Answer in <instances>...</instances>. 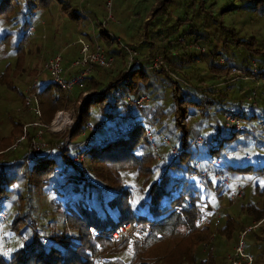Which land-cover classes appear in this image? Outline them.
Returning a JSON list of instances; mask_svg holds the SVG:
<instances>
[{
	"label": "trees",
	"instance_id": "16d2710c",
	"mask_svg": "<svg viewBox=\"0 0 264 264\" xmlns=\"http://www.w3.org/2000/svg\"><path fill=\"white\" fill-rule=\"evenodd\" d=\"M52 1L58 0L49 2ZM167 1L169 0H164L155 12ZM94 2L95 0H79V8L71 10L68 18H83L89 24L90 8ZM47 4L45 0L38 5L45 7ZM59 7L62 10L60 4ZM10 9L11 0H0V23L7 21L5 16ZM152 15L143 19L144 25L152 21ZM27 25L26 22L22 23L17 29L18 34H21L17 38L18 43L25 40L24 30ZM94 25H98V43L105 54L113 56L114 64L109 68L94 65L84 77L83 86L72 89L70 93L62 91L51 80L37 85L36 89L39 98L43 97L39 99L40 112L49 113V116L58 109L59 103L64 105L65 97L66 107L74 106L82 99L85 89L90 90L80 107H77L78 122L69 136V140L74 142L73 137L79 135L89 121L102 123L93 135L90 148L83 152V158L79 161L73 159L76 148L54 156L44 151L36 152L28 158L24 147L26 141L35 135L34 129L30 128L27 129V140L20 148L5 150L12 139L20 134L23 123L28 122L21 117L20 113L24 112H13V116H7L11 123L10 130L6 136H0V212L5 211L4 214H7L8 232L15 238L9 243L8 249H4V252L7 251L6 255L3 257L0 253V264H182L194 257L192 249L207 241L213 230V214L208 222L199 224L197 221L196 216L202 210L201 204L204 203L205 207L208 205L206 196L201 199V190L198 189L203 188L206 192L212 190L219 197V187H224L218 185L213 189L211 182L214 179L204 180L202 186H198L196 179L183 178L194 172L193 162L198 161L200 169L212 167L210 160L218 157V168L225 174L228 173L232 180L240 181L243 179H236L234 176L240 177L239 173L250 166L243 164L237 158V153L243 151L244 157L249 147L256 145L255 139H248L259 129L264 130V113L255 127H247L250 131L248 133L233 128L226 129L221 114L230 109V106L234 108L241 104L238 98L243 96L239 95L242 88L236 82L220 87L218 81L219 73H223L227 67L234 65L247 68L249 62L241 60L236 64L224 60L219 64L217 61L213 62L214 54L210 53L208 74L198 73L197 70L195 74H189L185 65L195 57L187 55L185 47H181L182 59L177 57L179 53L170 48L172 43L154 48L151 43L136 37L141 44H123L134 46L141 54L137 58L140 60V69L124 74L122 70L128 60L125 49L117 42L113 45V39L104 28L99 27L100 22L97 21ZM160 35L156 33V36ZM7 36L8 33H5L1 40ZM156 36L152 35L153 38ZM85 39H89V34ZM1 40L0 57L5 46ZM258 41L260 47L255 50L248 47L254 42H232H242L247 51H254L251 56L258 58L260 54L264 56V39ZM173 42L177 43L178 39ZM144 49L147 50L145 54L142 53ZM157 52L169 72L146 67L148 61L157 56ZM62 62L65 68L71 61L62 59ZM162 83L168 86L161 85ZM157 87H169L170 100L167 107H163L159 98L160 106L155 108L145 106V109L131 107L125 110L126 96L152 93L155 97ZM225 89L230 90L228 98L222 92ZM261 95L262 91L258 93L259 98ZM256 99L248 103L249 107L241 106L240 120L248 121L255 117ZM261 103L263 106L264 102ZM258 111H264V108ZM141 113L155 122L162 133L180 149L175 158L167 157L157 165L154 164L153 150L140 126L127 129L136 121L135 115ZM211 118L213 123L210 130L202 136L205 141L212 143V147L190 146L188 140L198 135V130L205 129L208 126L206 122ZM260 121L263 124L258 125ZM116 128L125 129V132L119 139L113 140L110 133ZM261 139L259 143H264V138ZM257 146L262 145L257 143ZM233 152H236V157ZM155 167L157 171H154ZM172 177H178V181L172 180ZM249 183L248 180L244 181L243 187ZM225 187L227 190L228 186ZM172 190L174 193H170ZM177 205L181 206L180 212L175 211ZM247 214L250 224L245 226L229 214L218 217V227L211 242L212 246L214 244L218 248L215 246L214 249L213 246L207 252L214 251L207 255L210 258L204 260L203 264H227L226 255L231 244L236 243L238 235L244 230L245 235L255 223L264 219V205L262 210L253 208ZM127 222L146 229L145 236L131 234L122 240L123 247L129 242V257L126 260L120 256L99 258L110 247L111 233ZM18 235L25 236L24 243L18 239ZM6 240L3 233L0 241L4 243ZM18 241L22 243L21 246ZM157 245L161 246V252Z\"/></svg>",
	"mask_w": 264,
	"mask_h": 264
},
{
	"label": "rangeland",
	"instance_id": "374dc122",
	"mask_svg": "<svg viewBox=\"0 0 264 264\" xmlns=\"http://www.w3.org/2000/svg\"><path fill=\"white\" fill-rule=\"evenodd\" d=\"M41 1L45 0H11V9L5 16L7 21L0 23V40L5 33H8V36L5 37L4 40H1L4 41L5 46L2 56L0 57V136H6L10 130L11 123L7 120V116H13V112H24L23 114L20 113L22 115L21 117L28 122L23 123L20 134L12 139L9 147L5 150L10 151L14 148H20L27 140L28 128L32 130L34 129L35 132L40 129L44 130L42 133V140L46 143V145H48V148L44 150V152L54 156L58 153V150L62 148V141L64 138L67 137V143L75 146L85 138V136L89 133L88 130L85 128L79 135L74 136L72 139L74 142H72L69 140V136L70 132L76 125L69 130L65 129L60 132L47 131L46 128L48 127L53 114L49 116V113L46 112H43V114L40 112V127L37 128L31 126L30 124L36 119L31 113L24 110L22 106V94L27 88L31 87V90H35L37 92V85L48 81L50 82L47 73L42 69V65L45 58L49 57L51 54L53 55L57 52L61 54L63 60H66L67 62L73 60L77 56L79 48L76 40L79 36L83 39L86 38L91 31L90 24L93 25L94 31H96L94 25L95 22L98 21L101 23L105 21L108 9L105 7L106 0H95L93 6L90 8V22L88 24L83 18L73 20L68 18L71 16V10H77V8H79V0H58L59 2H49L50 0H46L48 4L45 7L38 5ZM163 2L164 0H155V3L154 0H111L109 13L112 15L114 21L104 22L102 27L114 37H122V42L125 43L133 42L132 44H135L134 41H138L130 36L142 38L149 44L151 43L154 48H158L162 44L164 46L165 43H172L170 48L176 51L177 54L179 53L177 57L182 55L181 47H185L186 49H184L187 51V55H194L195 57L194 60L185 65L190 72L189 74H195V70H197L198 73H204L207 75L209 57L211 54H214L212 59L213 62L217 61L219 63V59L221 58L223 62L226 60L237 64L242 60L249 63L254 61L259 68L263 65L264 56H262V54H260L258 58L253 57L251 54L254 51H247L245 44L242 42H237L235 44L232 41L245 40L254 42L248 46L250 49L254 50L260 47V41L258 40L264 39V0H169L164 3V6L161 7V9L155 12V10L160 7V4H163ZM59 4L62 7V10L60 9ZM83 6L86 7V5ZM149 14H153V19L148 23V25H144L143 19ZM25 22L28 23L26 29L24 30L25 40L18 43L17 38H19L21 34H18L17 29ZM99 27L102 28L100 25ZM156 33L159 35L162 33V35L158 37L156 36ZM84 34H86V36ZM152 35L156 37L153 38ZM251 35H253L256 39L252 36V38L248 40V37ZM174 39H178L177 43L179 44L173 42ZM174 43L175 46H173ZM115 44L116 41L113 40V45ZM131 47L135 50L136 58H138L141 54H139L138 50L134 46ZM169 52L172 53L171 50H169ZM142 53H147V50L144 49ZM156 55L160 56L158 52ZM187 55H184V57H187ZM64 66H66L65 61ZM231 66L227 67L223 73H219V85L220 87H223L234 82L238 83L242 88L239 95H243L238 99L239 103H241L240 105L244 107H249L248 103H250L246 97L247 93H249L251 89H255L256 97L254 99H258L254 102L257 106L255 109V117H252L248 121L241 120L242 125L248 128L255 127L256 123L259 121L258 119L263 118L260 116L264 113V111H258V109L261 110V108H264V105L262 106L261 103V101L264 102V83L255 85L253 82L249 81L231 80L229 78V68ZM33 79H36L34 86L32 85ZM105 84H107V81ZM112 85L113 84L110 86ZM161 85L168 86L163 83ZM160 90H162V92ZM89 91L90 90L85 89V96H87ZM260 91H262V95L260 96L261 98L258 96ZM222 92H225L224 94L228 98L230 90L225 89L222 90ZM143 95H146L147 101L138 109H145L146 107L155 108L160 106V104H158L159 98H161L159 102L165 108L168 106L170 100L169 87H163L162 89L157 87V95L155 97L152 96V93H146ZM41 98L43 97L40 96L39 99ZM83 98L82 94V99L80 98L75 103L76 106L71 105L66 107L67 97H65L64 105L61 106L59 103L58 109L62 108L65 109V111L74 109L77 115V107L79 102L80 104L82 103ZM227 107H229V104ZM22 109L23 111H21ZM43 109L46 108L43 107ZM66 115L67 113L63 114L61 116V120ZM135 117L144 118L147 121L153 122L148 117H145L143 113L136 114ZM219 117L220 116L218 114V120ZM93 122L94 121H89V125H92ZM68 123L69 120L67 124ZM94 123L96 124V122ZM153 123L156 125L157 132H153L151 136L152 144L150 142L148 143L153 150L154 164L157 165L158 162L155 161V154L162 158H167L169 156L168 148L162 142L160 135L169 141L170 139L162 133L155 122ZM212 123L213 119L211 118L206 122L208 126H206L205 129L203 128L198 130L197 134L204 135L210 130V125H212ZM62 125L58 124L55 127H60ZM23 126H25L24 131L22 129ZM258 131L251 134V138L248 139V141L255 139L254 143H256L254 147H249L246 151V154H249L251 158L245 159L242 157L243 151L241 150L237 153V158L241 159L243 164H249L250 166L248 169L239 173L240 177H234L236 179L242 178V185L243 182L247 180L250 181V183L244 185L242 195L234 201L228 199V191L234 189L236 186L233 183L229 184L227 190L225 186L219 187V192L221 193L219 197H216L212 190L206 192L203 188L198 189V191L201 190L200 198L203 199V196H206V202L208 203L207 207H205L204 203L201 204L202 210L198 213L197 218L199 224H203L211 220L210 215H212V213L209 212V208H217L219 210V215H223V217L225 214L233 216L235 221L237 220L244 226L246 224H250L247 219V213L249 210H253V208L262 210L264 205V143H259V141H262L261 138H264V130L259 129ZM248 132L250 131H247L246 133ZM259 133H261V135ZM23 134L24 139L12 148L15 140ZM83 134H85V136H83ZM34 136L35 135H33L30 140L26 141L24 147V153L28 156V158L31 154L27 152V149ZM241 138L242 137L240 136V139ZM190 139L188 140V143ZM170 143L173 144L171 141ZM257 143L262 146H257ZM160 146H163V149H160ZM161 152L165 154L163 155ZM233 153L236 157V152ZM256 159H259L260 162L256 163ZM154 171H157L156 167L154 168ZM211 184L214 189L216 186L215 180L212 181ZM170 193H174V190L170 191ZM203 212L205 213V217ZM4 215L5 221L0 222V236L4 233V236L7 237V240L4 243L3 241H0V253L3 257L7 252H4V249L7 250L9 243L13 242L15 238V236L10 235L8 232L9 218L6 216L7 214ZM217 227L218 225H215L213 220L212 232H215ZM242 240L244 247L254 257L253 264H264V219L255 223V225L252 226L251 231H247L245 235L243 233ZM22 243L18 241L20 246ZM121 243L122 241L114 243L111 242L110 247L103 252L102 257L108 258L120 256L125 258L123 260H126L127 257H129V242H127L124 247ZM233 244L234 243L230 246V251ZM112 245L114 246L113 249H111ZM213 246L214 249L215 246L218 248L217 245L213 244ZM200 247H194L191 251L194 258L186 260L183 263L192 262L193 264H200L204 260L210 258L207 256L208 254L210 255V253L214 252L207 253V251L202 253L200 251ZM157 248L161 252V246L157 245Z\"/></svg>",
	"mask_w": 264,
	"mask_h": 264
},
{
	"label": "built area",
	"instance_id": "2783aa9c",
	"mask_svg": "<svg viewBox=\"0 0 264 264\" xmlns=\"http://www.w3.org/2000/svg\"><path fill=\"white\" fill-rule=\"evenodd\" d=\"M110 5H111V0H106L105 7L106 9H108V12L106 14L105 21L101 22V26L104 25V22L106 23L107 21H114L112 15L109 13ZM88 21L90 22L89 19ZM90 27H91V31L89 33L88 40H85L81 37H79L76 40V43L79 44L77 56L73 60H71V62L69 63L67 67L65 68L63 67V62H62L60 53H55L54 55L49 56L43 62L42 69L47 73L51 82L54 83L58 88H60L65 93H69L74 88H81L83 86L84 77L90 73L91 68L94 65H97L101 68H109L113 63V56L105 54L103 48L98 43L93 25L90 24ZM112 37L113 35L111 36V38ZM112 39L115 40L117 43H119L125 49V52L128 57L127 65L125 69L123 70V73L124 74L130 73L140 68L141 64H140V61L136 58L135 50H133L132 47L123 44L121 40L117 37H113ZM222 63H223V60L220 58L219 64H222ZM146 67L151 70L163 69L164 71L169 72L165 62L158 55L154 56L151 60H149ZM71 70H74V71H71ZM229 78L231 80L253 82L255 85L263 84L264 83V63L262 66H260V68L256 65V62L254 61H251L247 68L236 67L233 65L229 68ZM35 83H36V79H33L32 85L34 86ZM31 88H27L26 91L22 94V106L24 110L31 113L32 116H34L36 119L30 125L38 128L41 125L39 122V118H40L39 97H38V93L35 90H31ZM83 97L84 98L86 97L85 93H83ZM246 97H247V100L251 102L256 97L255 89L254 88L251 89L249 93H247ZM146 101H147V97L146 95H143V94L138 95L136 97L126 96L125 98L126 109L125 110L131 107L140 108L142 105L145 104ZM80 105L81 104L79 102L78 108L80 107ZM241 112H242V109H241V105L239 104L234 108L231 107L230 109L224 111L221 114V120L223 121L226 129L233 128L236 131H242V132L249 131L246 126L241 124V120H240ZM65 113L69 114V123L67 125H62L60 127H54L53 121L55 117L58 114L63 115ZM77 115H78V112H77ZM77 115L74 109L69 110V111H65V109H57L53 113L50 119V123L48 127L46 128V130L53 131V132H60V131H64L65 129L69 130L74 125H76L78 121ZM101 124L102 123H96V124L89 125V123H87L85 127L89 133L85 136V138L79 144L75 146L67 143V137L64 138L62 141V148L58 150V153L64 150L76 148L77 152L75 153L73 159L78 160V161L81 160L84 155L83 152L87 151L90 148L92 140H93V135L98 130ZM261 124H263V122L258 123V125H261ZM137 125H139L140 128L142 129L146 137V140L151 143V136L153 132H157L156 125L151 121L145 120L144 118H137L136 121H134L131 125L128 126L127 129L131 127H135ZM25 126H23L22 128L23 131L25 130L24 129ZM43 131L44 130L38 129L35 132L34 138L30 141L27 152H29L31 155L38 151H44L48 148V145H46V143L42 140ZM124 132H125V129L116 128L110 133V137L113 140H117L119 139L121 135H123ZM160 136L162 138V142L168 148V153H169L168 159L175 158L180 153V149L176 145L171 144L170 141L167 140L162 135ZM23 139H24V134L15 140V142L12 145V148H14L16 144L20 143ZM189 145L190 146L209 145L210 147H212V143H208L207 141H205L202 135H196L195 137L191 138L189 141ZM78 148H80V150H78ZM244 158L250 159L251 156L249 154H245ZM164 160L165 158L158 157L157 154H155L156 162H161ZM256 162H259V159H256ZM210 163L212 167L209 166V167L200 169L198 161L193 162L194 172L191 175L187 177H183V178L196 179L198 186H202V181L204 180L214 179L216 181L215 182L216 186L214 187V189H216L218 185L229 186V184L233 183L236 186L234 189L228 191V199L231 201H234L235 199L239 198L243 190V185L241 184L242 181L232 180L220 168H218V165L220 163V158L214 157L210 160ZM172 180L178 181V177H172ZM175 211L180 212L181 206L177 205L175 207ZM209 212L214 214L215 216L214 223L216 225L217 219L220 216L219 210L217 208H209ZM196 218H198V214ZM2 221H5L4 212H0V222ZM244 232L245 230L238 235L236 243L233 245V247L231 248V251L228 253L227 264H252L253 263V256L248 251H246L244 247V243L242 240V235ZM131 234H136L138 236H145L146 229L141 225L134 226L127 222L119 226L116 230H114L111 233L110 241L112 243L119 242V241L124 240ZM213 237H214V232H212L209 235L207 241H205L201 245L200 251L202 253L212 250L213 246L211 242H212ZM18 239L21 242H25V237L23 235H19ZM113 247L114 246L112 245L111 249H113ZM102 255L103 253L99 256V258H101ZM183 264H193V263L185 262Z\"/></svg>",
	"mask_w": 264,
	"mask_h": 264
},
{
	"label": "bare ground",
	"instance_id": "6f19581e",
	"mask_svg": "<svg viewBox=\"0 0 264 264\" xmlns=\"http://www.w3.org/2000/svg\"><path fill=\"white\" fill-rule=\"evenodd\" d=\"M62 115L61 114H58L56 117H55V119H54V121H53V125H54V127L56 126V125H67V122H68V120H69V114H67L62 120H61V117ZM61 120V121H60Z\"/></svg>",
	"mask_w": 264,
	"mask_h": 264
},
{
	"label": "crops",
	"instance_id": "0c3cea01",
	"mask_svg": "<svg viewBox=\"0 0 264 264\" xmlns=\"http://www.w3.org/2000/svg\"><path fill=\"white\" fill-rule=\"evenodd\" d=\"M148 17L146 16L145 18H144V20H146ZM106 31V30H105ZM107 32V31H106ZM107 34H109V32H107ZM110 35V34H109ZM111 36L112 35H110V38H111ZM80 37V36H79ZM114 37V36H113ZM112 37V38H113ZM119 37V36H118ZM131 38H133V39H135L133 36H130ZM119 39L121 40V42H122V40H123V38L122 37H119ZM137 39V38H136ZM136 42H138V43H140L141 44V42L138 40V41H134V43H136ZM122 43H124V42H122ZM131 43H133V42H131ZM143 47V46H142ZM48 58V57H47ZM0 123H1V121H0ZM197 182V181H196ZM216 182V181H215ZM204 213V212H203ZM204 217H205V213H204ZM260 222V221H259ZM258 223V222H257ZM233 247V246H232Z\"/></svg>",
	"mask_w": 264,
	"mask_h": 264
},
{
	"label": "clouds",
	"instance_id": "9594fccd",
	"mask_svg": "<svg viewBox=\"0 0 264 264\" xmlns=\"http://www.w3.org/2000/svg\"><path fill=\"white\" fill-rule=\"evenodd\" d=\"M102 27V26H101ZM97 28V27H96ZM103 28V27H102ZM96 30V29H95ZM95 34H96V31H95ZM109 35V34H108ZM81 37V36H80ZM86 40V39H85ZM40 116H41V113H40Z\"/></svg>",
	"mask_w": 264,
	"mask_h": 264
}]
</instances>
